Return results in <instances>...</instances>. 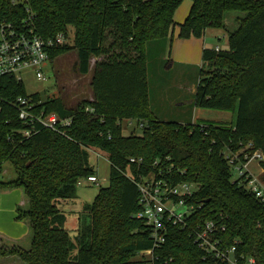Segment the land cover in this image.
Listing matches in <instances>:
<instances>
[{
  "label": "trees",
  "instance_id": "1",
  "mask_svg": "<svg viewBox=\"0 0 264 264\" xmlns=\"http://www.w3.org/2000/svg\"><path fill=\"white\" fill-rule=\"evenodd\" d=\"M183 1L0 0L1 17L22 24L30 16L45 37L67 35L73 27V44L53 50L51 62L76 50L78 70L86 74L91 59L98 58L93 101L68 108L56 95L45 101L32 95L36 111L71 119L65 134L43 128L24 137L19 130L27 124L12 103L26 90L12 77L2 79L0 189L23 190L25 205L17 207L16 218L28 224L30 237L27 245L2 242L0 257H17L24 264H149L139 252L153 248V239L144 219L135 216L139 190L130 174L162 169L176 181L194 184V222L222 214L225 245L238 241V255L264 264V201L248 190L247 173L232 175L233 167L245 161L247 144L264 154V0H191L179 24V37L185 39L201 37L208 28L228 31V50H203L193 99L199 108L236 110L229 126L164 121L151 109L147 48L167 39ZM232 11L241 14L229 30L226 14ZM126 119L143 123L142 132L124 135ZM91 152L109 160V183L83 207L72 237L67 212L58 203L76 198L78 182L96 174ZM132 157L143 163H131ZM8 162L13 171L7 179ZM259 164L264 169V160ZM153 255L157 264H202L204 252L187 228L170 226Z\"/></svg>",
  "mask_w": 264,
  "mask_h": 264
},
{
  "label": "built area",
  "instance_id": "2",
  "mask_svg": "<svg viewBox=\"0 0 264 264\" xmlns=\"http://www.w3.org/2000/svg\"><path fill=\"white\" fill-rule=\"evenodd\" d=\"M30 20L29 16L21 24L0 16V86L5 77H12L22 82L21 73L29 69L35 72L38 79H45L43 66L46 62H51V52L67 43L65 33L60 32L45 37L37 31ZM214 50L221 51L218 46ZM33 100L31 95H25L18 96L12 103L18 110L19 118L27 124L19 132L24 137H31L41 129L47 128L65 134V127L70 126L71 119L60 118L54 112L36 111V103ZM85 110L93 111V108L86 107ZM126 120L132 121V119ZM142 125L143 123H138V126L142 127ZM245 148L249 149L244 153L245 161L236 164L235 168L239 176L247 173L245 179H248V190L264 201V183L248 170L249 162L260 163L264 160V154L258 149L250 150L251 143ZM100 156L97 154V158ZM130 162L142 164L143 159L132 157ZM130 178L139 190L140 211L135 216L144 219L149 226L154 247H161L167 240L170 226H177L180 229L187 228L193 243L203 250L202 264H256L253 256L238 255V241H234L232 245H225L222 232L226 230V225L222 214L219 217L206 219L202 223L193 221L196 206L190 199L194 195V184L188 181H176L170 170L162 169L149 171L145 175L130 174ZM84 180L98 184L99 177L97 174L90 175L80 180L78 185ZM154 247L139 252L141 256L149 257V264H157L158 257L153 255Z\"/></svg>",
  "mask_w": 264,
  "mask_h": 264
},
{
  "label": "rangeland",
  "instance_id": "3",
  "mask_svg": "<svg viewBox=\"0 0 264 264\" xmlns=\"http://www.w3.org/2000/svg\"><path fill=\"white\" fill-rule=\"evenodd\" d=\"M235 12H229V14H234ZM212 43L219 45L223 50L224 46L228 45L227 35L224 37L221 30L213 31ZM74 39V29L73 27H68L67 42L72 45ZM98 58L93 57L90 62L89 72L82 74L79 72L77 67V53L76 50H70L62 55L57 56L53 62H46L43 66V70L46 74L45 79H38L33 70H25L21 73L22 83L26 90L27 95L38 94L42 100H48L52 95L60 97L66 107L75 108L82 101H90L94 99L91 80L94 73L95 62ZM149 62L154 67L155 70L149 71V80L153 86L154 91L158 88L166 86L168 87L167 95H172L176 90L174 87L178 85L179 82L184 84L185 88L179 92L183 93L185 102L188 103L189 100L193 99L191 94L194 85L196 86L200 78V68L201 66H192L185 68L182 65L175 64L173 67L169 66L167 61H161V55L155 50L149 53ZM172 101V100H168ZM178 101V100H177ZM171 103H166V108L170 110V113L182 112L181 117H176L175 115L169 116L168 118L174 120L175 122H191V123H208L216 126H229L232 125L236 119V110H222L213 108H199L196 107L195 113H193V106L191 104L187 105L185 109L178 108L176 102H174L171 107ZM157 109H161V106H155ZM171 108V109H170ZM168 110V111H169ZM184 119L185 121H179ZM187 119V120H186ZM123 134L130 135L133 132L140 134L142 132V127L138 126L136 120L127 121L123 120ZM236 156L238 151H236ZM91 163L96 168L97 176L99 177L98 184L84 180L81 185L77 186V196L74 199L62 200L58 203L59 207L67 212V222L66 226L69 229L70 235L74 237L77 233V227L79 218L82 216L80 212H83V207L86 204H91L99 190L102 186H107L109 183L110 175V162L105 156H100L97 158V154L91 152ZM10 168L13 171L11 163H6L3 169L4 178L10 177ZM249 172L255 176L259 181L264 183V170L257 161H251L248 164ZM233 179L239 177L238 170L233 167L232 169ZM1 177V175H0ZM8 179V178H7ZM11 198L13 195H10ZM15 221L14 217H11V222ZM17 223V224H16ZM18 225V231L23 232L24 225L15 221L13 226Z\"/></svg>",
  "mask_w": 264,
  "mask_h": 264
},
{
  "label": "crops",
  "instance_id": "4",
  "mask_svg": "<svg viewBox=\"0 0 264 264\" xmlns=\"http://www.w3.org/2000/svg\"><path fill=\"white\" fill-rule=\"evenodd\" d=\"M192 6L191 0H184L180 6L176 9L174 13V21L175 25L171 29V32L167 39L163 41H155L148 45V53L155 50L158 54L161 55V61H167L169 66L173 67L175 64L182 65L185 68L192 66H202V54L205 48L214 49L216 46L220 47L218 44L215 45L212 43L213 40V31L221 30L223 32V36L227 35L228 31L223 29H212L208 28L205 33L201 37L192 36L190 38H181L179 37V24L182 23L187 17L190 8ZM241 13L235 12L234 14H226V25L229 30H233L236 28L235 19ZM228 43V42H227ZM224 50H228L229 46H224ZM221 50H223L220 47ZM148 83H149V102L151 109L154 111L155 115L164 120V121H174L168 118L169 116L175 115L177 118L182 116V112L170 113V110L166 108V103L170 102L171 107L176 102L178 108L185 109L187 105L191 104L193 106V113H195L196 106L194 105V99H186L189 100L188 103L183 101L184 95L179 92L182 88H185L184 84L181 82L178 83L174 87L176 89L172 95H167L168 87L163 86L154 91L153 86L149 80V71L150 69L155 70L152 66V62L150 64L148 58ZM196 86L194 85L191 94L194 95ZM172 100V101H168ZM178 100V101H177ZM93 101V100H91ZM161 106V109H157L155 106ZM160 108V107H159ZM171 109V108H170ZM169 110V111H168ZM187 120V119H186ZM179 121H185L184 119H180ZM185 123V122H181ZM200 124H204L203 122ZM8 171L12 175V171L8 168ZM262 170H264L262 168ZM97 174V173H96ZM10 195H13L12 198ZM25 205V198L23 194V190L20 188L13 189H0V245L2 242L7 244L20 243L23 245H27L30 237V229L26 222L17 220L16 218V209L18 206ZM11 217H14L15 221L24 225L23 232L18 231V225L13 226L15 221L11 222ZM17 224V223H16ZM0 264H24L17 257H0Z\"/></svg>",
  "mask_w": 264,
  "mask_h": 264
}]
</instances>
